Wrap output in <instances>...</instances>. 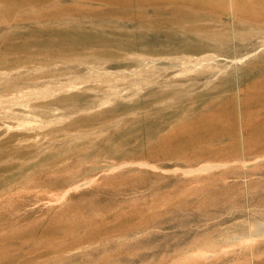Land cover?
I'll use <instances>...</instances> for the list:
<instances>
[{"label": "rangeland", "instance_id": "374dc122", "mask_svg": "<svg viewBox=\"0 0 264 264\" xmlns=\"http://www.w3.org/2000/svg\"><path fill=\"white\" fill-rule=\"evenodd\" d=\"M227 1L0 0V59H5L0 63V72L4 71L1 70L2 67H12L17 71L28 70V66L24 65L32 63L29 62L33 59L32 56L35 57L34 59L37 56V62L40 63L38 70L31 71V74L27 71L22 76L12 79L14 82H19L18 86L29 83L34 84L35 87L48 89L56 84L72 85L78 82V76H87L100 64L113 71H134L139 66H145L133 58L122 62L97 61L106 52L99 44L107 38L120 39L121 37L124 42L132 43L130 52L143 50L155 52L156 56L146 54L145 57L162 61L156 65L157 67L145 72H136L124 80L114 79L106 82L105 77L102 79L95 76L84 82L86 89L71 88L48 99H42V102L56 101L65 94H76V97H81H77V102L83 97L84 102L87 99L91 101L102 98L107 92L113 90L120 94L140 93L143 101L151 102L152 97L149 92L156 89L158 85L149 84L169 79L176 81L177 87L174 90L181 89L179 91L181 96L170 100L166 107L157 104L151 114L146 116L149 120H159V136L151 135L146 129L145 131L142 129L139 134L133 135L134 137L128 134L129 136L122 135L121 138L120 135L115 134V129H110L105 130L101 138L97 137L93 140L91 137H80L70 141L68 138L72 136L67 138L64 135L65 130H58L59 132L54 131L53 134L59 135V138L52 141L51 127L49 130L38 133L29 129V132L35 134L31 136V142L35 144L28 150H40V154L29 159L5 157L0 160V264H171L174 258L189 245L185 237H178L186 225V217L183 216L181 207L188 206L202 213L241 188L239 182H227L221 179V176L216 177L218 180L215 178L208 181L206 178L194 179L198 175L186 176L181 171L168 173L139 165L126 166L115 171H109L111 168H107L110 163L117 165L121 162L147 160L165 168H181L182 170L188 167H203L210 162L219 164V162L241 157V155L235 156L238 151L236 153L233 151L235 146L231 144L234 140L226 139L222 143L217 142V138L215 139L212 134L211 138L207 136L193 145L187 141L193 136L192 126L201 116L214 117L217 124L221 126L239 124L235 88V83L238 81L235 80L234 74L229 75L228 72L221 74L218 79H213L215 82L210 81L209 77L213 72L212 70L208 72V65L205 63L209 60L213 64L232 65V69H234V63L241 66L239 69L241 76L238 77L241 83L242 80L244 82L240 87L241 96L258 97L255 103L243 104L244 120L248 125L264 120V84H260L264 79V62H253V54H249L243 62H236L255 47L257 50L252 53L259 52V55L264 56V49L261 50L264 48V32L244 46L231 43L221 48L217 47L214 39L216 36L213 35L217 32L228 35L231 32L229 12H225ZM243 1L245 10L241 13L243 23L240 24L241 32L248 29L251 24L264 21V0ZM64 20L72 22H62ZM65 29H68L66 36L56 37V34L52 36V32ZM81 31L93 39L92 47L89 50L83 48L84 46L75 47L79 48L75 52L77 58H70L72 37ZM104 33L110 36L106 37ZM38 38L49 40V45L42 47L33 45ZM187 41L201 44L203 49L185 51L173 49L174 46H181ZM27 42L33 46L29 47ZM12 44L17 47L14 51L9 50ZM112 48L114 49L112 51L118 50L115 46ZM212 54V58L209 59L208 57ZM65 56H68L66 62H64ZM162 56L177 58L164 60ZM82 57L88 61L81 63ZM197 62L204 67L201 69L200 65L191 66ZM56 69L58 72L54 76L42 78L37 76L42 71L51 74L52 70L56 71ZM232 69H230L231 72H233ZM136 76L140 78L146 76L151 82H143V79L135 80ZM227 76L233 79L232 83L223 84L222 87L217 88L221 79ZM4 84L5 81L0 80V97L5 100L0 102V125L12 123L21 127L22 120L47 114L41 109L20 110L23 107L16 105L18 107L15 109L19 110L20 116L6 117L5 111L9 106L6 99L9 94L4 92ZM188 93L191 95L188 96ZM152 104L156 106V103ZM54 105L58 107L55 110L56 113L57 110L60 112L66 107L60 102ZM64 121L54 123L53 126L65 128L69 119ZM77 127L71 126L67 129L77 134L79 131L75 130ZM78 128L90 129L89 126L84 127V125ZM106 131L109 132L106 133ZM111 133L114 135L113 138L110 141L104 140ZM165 134L173 137L170 140L162 138V135L166 136ZM1 137L4 138L5 135H0V140ZM91 140L94 141L93 144H88ZM52 145L58 146L59 149L58 147L55 149L56 147ZM71 145L72 148H70ZM106 147L108 156L103 159L98 154L106 151ZM58 150L68 154L67 156L64 154L66 158L70 157L69 160L66 159L64 166L56 169V167L46 166L45 163L37 164L42 155ZM182 151L185 152L182 153ZM175 153H177L176 156H174ZM224 153L226 156L228 154L227 158ZM254 155L256 154L250 156ZM52 159L55 160L53 157ZM101 165L105 167L94 169ZM221 168L213 169L210 173L219 172L220 174L225 171L230 173L241 170L239 166ZM100 169L106 172L103 173ZM207 174L209 173H202L199 176L205 177ZM92 178L91 183L72 190L75 183L77 185ZM70 181H73V184H70ZM252 183L258 184L260 179H254ZM64 189L69 194H63ZM192 192L198 193L199 199L195 202H185V197ZM62 196L64 199L61 198ZM175 208L180 209L177 212L178 215L170 216L169 212L175 211ZM164 215L171 218L163 224L165 230L160 234L135 235L136 228L137 230L145 229L151 222L165 218Z\"/></svg>", "mask_w": 264, "mask_h": 264}, {"label": "bare ground", "instance_id": "6f19581e", "mask_svg": "<svg viewBox=\"0 0 264 264\" xmlns=\"http://www.w3.org/2000/svg\"><path fill=\"white\" fill-rule=\"evenodd\" d=\"M225 7L227 10V11L225 10V12H229V17H230L229 23L231 25L230 26L231 32L228 35H225L222 32H217L213 35V36H216L214 39L216 40V46L217 47L221 48V47L228 45V44H231V43H233V45H234V43L236 45H237V43H239L242 46H244V45H247L249 42H252L255 37L259 36L262 32H264V21L263 22L259 21V22H257L258 24H251L248 27V29H246L244 32L240 31L241 30L240 24L242 23V19H241L242 14L241 13L242 12L244 13L243 10H245V5H244L243 0H228L227 6H225ZM62 22H72V21L64 20ZM101 23H103V21ZM245 23H247V22H245ZM96 24H98V23H96ZM74 25H76V24H74ZM82 27H83V24H82ZM77 30H78V28H77ZM83 30L85 31V29H83ZM5 31H6V29H5ZM67 33H68V29L61 30V31H54V32H52V36H54V34H56L55 35L56 37H63V36H66ZM86 35H87L86 33L84 34L81 31V32H78V34H76L75 37H72L74 40L72 39L73 42L71 43V47L74 49H72V48L70 49V51H71L69 53L70 58L71 57H73L74 59L77 58V56H76L77 53H75V52L77 50H79V48L76 49L75 47L84 46L83 48H87V50H89L90 47H92L93 39H91V37L90 38L87 37ZM107 35H106V37H107ZM108 36H110V35H108ZM126 40H128V39H126ZM29 43L30 42H27V44H29ZM47 44L49 45V40L41 39V38L35 39V41L33 42V45L40 46V47L48 46ZM131 44H132L131 42H124V39H121V37H120V39L119 38L118 39L107 38L106 40L101 41L99 44V45H101L100 47L102 49H104V51H106V52H105L104 56H100L99 57L100 60H97V61L116 60V61L122 62L123 60L133 58V59H136L138 61V63L140 62L142 64H145V66H142V67L139 66L134 71H132V70L131 71H129V70H127V71H125V70L113 71V70H109L107 67H103L102 64H100L98 66L96 64L97 68H95L90 73H88L87 76L86 75L85 76H81V75L78 76L77 77L78 82H75L72 85H68L69 83L66 85L65 84L64 85L63 84H60V85L56 84L55 86L48 88V89L35 87L34 84H29V83H28V85L18 86L19 82H16V81L14 82L12 79H16L17 77L22 76V74L26 73L27 71H28V73L31 74L32 73L31 71L38 70L40 63L37 62V60H38L37 56H36V59H34L35 57L32 56L33 59H31L29 61V62H32L31 64L26 63L24 65L25 67L28 66V70L17 71V70H14V68H12V67H2L1 70H4V71L0 72V80L5 81V84H4V86H5L4 90L5 91L4 92H7L9 94L8 98L6 99L9 103L8 104L9 106H7V108H6V111H5L6 115L5 116L6 117H19L20 112H19V110H16L17 108L15 109V107H18L16 105L23 107V108H20V110L26 109V111H30V110L41 109L42 111L46 112L47 114H42V117L37 116V117H32V118L30 117L28 119H24V120H22L21 123L19 122L21 127H17V125L12 124V123H9L7 125L4 124V126L0 125V135H3V134L5 135V137L4 138L1 137L2 139L0 140V160L5 158V157H10L11 159H15V158H22V159L28 158L29 159V158L37 157L40 154L39 153L40 150L35 151L33 149L34 152L28 150L29 147L31 148L34 146L33 144H35V143L31 142L32 141L31 136L35 135V134L32 132H29L28 131L29 129H33L32 130L33 132L37 131V133H38L39 131H42V130H47V129L49 130L51 127L50 130L52 132L51 134L53 135V136L51 135L52 141H56L59 138V135L53 134L54 131H58V130H60V131L65 130L64 135H66L67 138L69 136H72V137L68 138V140H70V141L72 139H77L80 137H87V138L91 137L93 140L96 139L97 137L101 138L102 136H104V131L110 130V129H115V134L120 135V137L122 135H128V134H132V136L137 135L142 131V129L143 130L146 129L148 131V133L151 135H156V136L158 135L159 136V132H160V130L158 132V125H160L159 120H149V118H147L146 116L151 114V112L154 110V108L157 107V104H159V105L162 104L166 107L170 103V100H174V98H177V96H181L180 92H179V91H181L180 88H176L174 90V88L177 87L176 81L174 79L157 81V82L152 83L150 80H148L146 78V76H144L143 78H140L138 76L134 77L135 80L143 79V82H151L149 85H151V84H157L158 85V87L156 89H153L149 92L150 96L152 97L151 102L143 101L142 97L139 95L140 93L135 94V92H134L132 94H120L116 90H113L111 92H107V94L102 98H97V99L95 98L91 101H89L87 99L85 102H84L83 96H82L83 98L81 100H79L81 102H79V101L77 102V97H79V96L76 97V94H65L63 96H60L58 99H56V101L42 102L45 98L48 99V97L54 96L55 94H57L59 92L69 91V89H71V88H73V89L82 88V87H84L85 81H87L90 78L93 79V77L95 78V76H96V78L105 77V79L104 78H102V79H104L106 82L113 81L114 79L124 80L127 77H129V75H131V74H134L136 72H145V71L151 70L153 67H157L156 65L158 63H162V61H160V60L145 57L146 54H152V55L156 56L157 53L155 54V52L150 53L146 50H143L141 52H130L129 50L132 48V47H130ZM33 45L29 44L28 46L32 47ZM113 46L118 48V50L112 51ZM263 46H264V44H263ZM9 47H10L9 50H13V51L17 49V47L13 44L10 45ZM239 48H240V46H239ZM26 49H28V48H26ZM173 49H180L182 51H185L188 49L201 50V49H203V45L198 44V43L193 42V41H189V42L187 41L181 46H178V47L174 46ZM263 49L264 48H261V50H263ZM256 50H257V47H255L254 49H252L250 51H247L245 53V55H243L240 59L236 58V59H238V60H236V62H238V61L243 62L244 60L247 59V56L249 54H253V59H252L253 62H256V63L257 62H264V56L263 55H259V52L252 53ZM212 56H213V54L211 55V57L209 56L208 58L211 59ZM162 57H164V58H162ZM162 57L161 58L164 60L177 58V57L169 58L168 56H162ZM65 58H66V60H64V62H66L68 60V56H65ZM200 59H198V61ZM3 60L5 61L4 58H1L0 63H2ZM80 61H81V63H86V61H88V60H86V58L84 59L82 57V59H80ZM209 61L205 62V63L208 65L207 66L208 72L210 73V70H212L211 72H213V73H211V76L209 77L210 81H213V79H215V78L218 79V77L221 76V74L226 73V72H228L227 74H229V75L234 74L235 78H236L235 80L238 81L235 83V88L237 91L239 124L237 126H233L234 124L232 125L230 123L231 125L221 126V125L217 124L218 122L214 119V117H211L209 115H208V117L201 116L198 120L195 119L196 121H195L194 125L192 126V131H193L192 135L193 136L189 137V139L187 141H188V143L193 145V144H196L200 139L201 140L203 138L205 139V137H207V136L209 138H211L210 136L212 134H213V136H215V139L217 138L216 139L217 142L222 143L226 139H228L230 141L234 140L231 145L235 146V147L233 148L234 150L233 149L232 150L235 151V153L238 151V153H236L235 156L241 155L240 158H236L233 160H227V161L221 162V163L219 162V164H214V163L211 164V162H210V164H208L206 162L207 165H205L203 167H199V168L198 167H196V168L188 167L186 169L183 168L182 170H180L181 168H175V169L165 168V167H162L161 165H159L155 162H150L147 160H140V161L136 160V161H129V162H121L120 164H117V165L110 163L111 165L109 164L108 165L109 167H107L105 164L104 165L107 168H111V169H109V171H115V170H118L119 168H123V167L125 168L126 166L139 165V166L150 167V168H153L156 170H162V171H165L168 173L181 171V172L185 173L186 176H192V175L197 176L198 175L194 179L206 178L207 180L208 179L214 180L216 177L221 176L222 177L221 179L227 180V182L228 181L239 182V185H241V188L238 191H235L232 194H229L223 201L216 203L215 206L212 208L205 209V211H202V213H198L200 210L197 211L194 208H190L188 206L187 207H181V210H183V212H184L183 216L186 217V223H185L186 225H185V229L183 230V232L181 234L178 235V237L179 236L185 237L187 239L186 241L189 243V245L187 247H185L179 253V255H177L174 258V260L172 261L171 264H264V120L260 121L258 123H255V124L252 123V124L248 125L244 120L245 116L243 114V104L249 105L251 103H255L256 101H258V97H256V96L242 97L241 96L240 87H242L241 85L244 84V82L242 80V83H241L240 80L238 79V77L241 76L240 71H239V69H241V66H239V64H235L233 61L232 63H234V69H232V67H233L232 65L228 66L227 64H225L226 65L225 66V65H221V64H213V63H210L211 61L210 62ZM196 65L197 66L200 65V67H201V63H198V62L196 64L191 65V66L196 67ZM222 66H224V68H222ZM203 67H201V69ZM218 67H221V68H218ZM230 69H232L233 72H231ZM56 72H58L57 69H56V71L52 70L51 74L50 73L46 74L47 72L42 71L37 76L39 78H42L45 76H54L56 74ZM207 77H208V74H207ZM223 78L224 79H221L220 83L217 82L218 83L217 86L215 85L217 88L220 86L222 87L223 84L228 85V84L232 83L233 79L230 76L223 77ZM63 80L64 79H62V81ZM256 81H258V80H256ZM213 82H215V81H213ZM78 84H82V85L80 86ZM213 84L214 83H212V85ZM260 84H264V79L260 82ZM83 89H86V87H84ZM188 89H190V88H188ZM75 90H78V89H75ZM189 94L191 95V93H188V96H189ZM251 95H253V94H251ZM79 98H81V97H79ZM85 99H86V97H85ZM1 101H5V100H3V98L1 99V97H0V102ZM56 102L64 103V105L66 107L64 109H62V111H60V112H58V110H57V113H56L55 110H56V108H58V107H55V105H54ZM152 103H156L155 104L156 106H153L154 104H152ZM170 107H171V105H170ZM162 110H163V108H162ZM228 116H229V114H228ZM67 118L69 119V121L66 123L65 128L61 127V126H57V125L53 126L54 123L62 122V121L65 122L64 120ZM215 118H217V117H215ZM12 122H13V120H12ZM26 122H27V124H25ZM172 122H173V120H172ZM165 123H166V121H165ZM80 125H84V127L89 126L90 129L89 130L87 128H86L87 130H83L84 128L79 129L78 127ZM71 126H78L77 129H75V130H79V131H77V134L71 133L67 129L68 127H71ZM19 128H21V129H19ZM107 132H109V131H106V133ZM187 133H189V132H187ZM113 136L114 135H112V133H111L110 136H107L105 139L104 138L103 139L110 141V139H112ZM172 137L173 136L170 134H168L166 136L162 135V138H165V139L167 138L169 140ZM117 140H116V142H117ZM62 142H64V141H62ZM93 142L94 141H92V140L88 141V144H90V143L93 144ZM202 142H204V141H202ZM46 143L47 142H45V144ZM69 144H71V143H69ZM165 144H167V143H165ZM81 145H83V143ZM57 147L55 149H57ZM72 147L73 146L71 145L70 148H72ZM164 147H165V145H164ZM54 148H53V150H54ZM58 149H59V147H58ZM60 149H62V148H60ZM185 149H183V150H185ZM230 150H228V151H230ZM63 151H64V148H63ZM63 151L58 150V151H53L50 154H44L40 157V160L37 164L45 163L46 166H49L52 168L56 167V169H58L59 167L64 166L66 164L67 158H68V160L70 158V157L66 158V156L68 154L66 155ZM115 152H114V154H115ZM154 152H156V151H154ZM183 152H185V151H182V153ZM107 153H108V151H107V147H106V151H103V152H101V154H98V155H100V157H103V159H105V157L108 156ZM164 153H165V151H164ZM64 154L66 156H64ZM114 154H112V155H114ZM168 154H170L169 150H168ZM176 154L177 153H175L174 156H176ZM179 154H180V152H179ZM251 154H256V155L250 156ZM150 155H152V153ZM171 155H172V151H171ZM69 156H70V153H69ZM227 156H228V154H227ZM227 156L225 154V158H227ZM233 156L234 155H232V157ZM52 157L55 160H53ZM51 159L54 161V162L52 161L53 163L51 162ZM7 162H9V161H7ZM25 162H27V161H25ZM21 165H23V163ZM236 166H239L241 170L239 169L240 171H238V170L231 169L234 171H232L230 173H228V171H225V173H223V172L220 173L221 175L219 174V172L210 173L211 170L216 169V168L219 169L222 167L224 169H228L230 167L236 168ZM102 167L103 166L101 165L100 167L98 166V167H95V168L93 167V168L95 170H97V169L102 168ZM44 168H45V166H44ZM103 170H101V171H103ZM104 172H106V171H103V173ZM202 173H209V174H207V176H205V177L199 176V175H202ZM64 178H66V177H64ZM254 179H260V183H258V184L254 183L253 184L252 180H254ZM92 180H93V178L91 180L89 179V181H84L83 183H80L77 185H75L76 184L75 183L72 187V190H75L73 188H79L82 185L89 184L92 182ZM215 180H218V179L216 178ZM129 181H131V180H129ZM72 182L70 184H73ZM68 187H70V186L68 185ZM68 187H67V189H68ZM57 189H59V188H57ZM66 193L69 194V192H67L65 190L63 194H66ZM192 196H194V197H192ZM199 197L200 196L198 195V193L192 192V193H190V195H187L185 197V202H188V203L195 202L197 199H199ZM61 198H63V196ZM60 200H62V199H60ZM57 203H58V201H57ZM129 204H131V203H129ZM178 211H180V209L175 208V211L171 210L169 212V214H170V216H174V214L178 215L177 214ZM170 216L169 217L165 216V218L151 222L149 224V226L145 229L137 230V228H136V231L134 230L135 235H138V234L144 235V233H148V234L153 236L155 234H160L162 231L165 230V227H163V224L171 218ZM145 235H147V234H145ZM145 238H147V237H145ZM143 250H145V249H143Z\"/></svg>", "mask_w": 264, "mask_h": 264}]
</instances>
